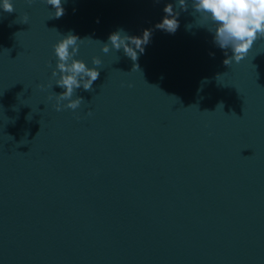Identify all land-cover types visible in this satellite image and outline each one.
I'll return each mask as SVG.
<instances>
[{"label": "water", "instance_id": "1", "mask_svg": "<svg viewBox=\"0 0 264 264\" xmlns=\"http://www.w3.org/2000/svg\"><path fill=\"white\" fill-rule=\"evenodd\" d=\"M170 2L0 12V264H264V38L226 65L191 6L156 27ZM118 28L152 29L137 61L101 51ZM70 30L103 63L57 111L38 85Z\"/></svg>", "mask_w": 264, "mask_h": 264}, {"label": "clouds", "instance_id": "2", "mask_svg": "<svg viewBox=\"0 0 264 264\" xmlns=\"http://www.w3.org/2000/svg\"><path fill=\"white\" fill-rule=\"evenodd\" d=\"M29 4L33 0H27ZM157 3L160 0H156ZM54 12L50 17L59 18L64 14V0H46ZM191 6L195 14H198L200 26H207L213 34V42L219 48L225 50L226 65L233 62H240L244 59L254 42L264 38V0H174L165 4L164 16L157 23L156 27L174 34L179 27L178 19L181 10H187ZM15 11L14 0H0V12ZM27 23L29 15L23 14ZM190 27V25H189ZM152 29L146 28L142 34L132 35L123 28L112 31L107 41L101 44V51H119L123 49L126 56L134 62L139 55L145 51V46L150 42ZM92 40L91 38H80L71 30L53 44V56L55 66L51 67V74L47 83L38 85L41 89H51L48 98L54 100V107L57 111L68 108L75 110L83 102V97L74 95L78 88L91 90L94 81L100 75V66L103 61L100 56H93L91 65L88 61L79 56L81 42ZM98 41V40H97ZM231 55H227L228 51ZM118 59V57H117ZM139 69V65L134 63ZM133 65V66H134ZM219 80V75L217 77ZM53 84L59 86L62 91H52ZM217 108L223 109V102L218 103ZM28 118H31L29 114Z\"/></svg>", "mask_w": 264, "mask_h": 264}]
</instances>
